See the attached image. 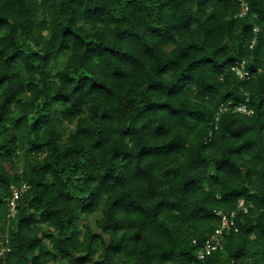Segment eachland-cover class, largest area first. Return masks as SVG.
I'll return each instance as SVG.
<instances>
[{"label":"trees","instance_id":"16d2710c","mask_svg":"<svg viewBox=\"0 0 264 264\" xmlns=\"http://www.w3.org/2000/svg\"><path fill=\"white\" fill-rule=\"evenodd\" d=\"M245 1L0 0V264H264V0Z\"/></svg>","mask_w":264,"mask_h":264},{"label":"built area","instance_id":"2783aa9c","mask_svg":"<svg viewBox=\"0 0 264 264\" xmlns=\"http://www.w3.org/2000/svg\"><path fill=\"white\" fill-rule=\"evenodd\" d=\"M242 1L244 6L242 12H244L248 8V5L245 0ZM255 30H257V27L255 28ZM244 65H245L244 61L241 62L237 61V63L234 64L233 66L236 72L240 74L242 77L249 75V71L244 68ZM229 107H231L230 104H225V103L221 104L217 112L216 118H219L221 111L227 110ZM235 109L244 112H250L252 110L247 102H242L236 105ZM29 186L30 185L27 182H21L19 184L12 185V194L9 201L10 202L9 215H14L16 213L18 200L29 189ZM239 208L244 209L245 211L248 210V205L245 203L244 199H240ZM237 213H238L237 209H233L229 212H225L223 210H217V214L220 216V224L215 228L213 233L210 234V236H208L205 239L203 247L198 252L199 258H205L206 255L211 253L212 251L218 248H223L225 233L231 229L238 230ZM9 248H10L9 244L3 245L0 249V256Z\"/></svg>","mask_w":264,"mask_h":264},{"label":"rangeland","instance_id":"374dc122","mask_svg":"<svg viewBox=\"0 0 264 264\" xmlns=\"http://www.w3.org/2000/svg\"><path fill=\"white\" fill-rule=\"evenodd\" d=\"M96 217H97V215H96V214H93V215L90 216V219H91L92 221H94Z\"/></svg>","mask_w":264,"mask_h":264}]
</instances>
